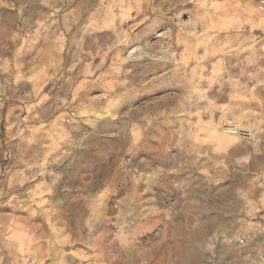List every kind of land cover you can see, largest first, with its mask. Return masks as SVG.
<instances>
[{"label": "rangeland", "instance_id": "rangeland-1", "mask_svg": "<svg viewBox=\"0 0 264 264\" xmlns=\"http://www.w3.org/2000/svg\"><path fill=\"white\" fill-rule=\"evenodd\" d=\"M152 1L135 0L134 8L126 7L118 16V25L113 21L109 27L107 20H101L102 45L108 47L114 38L123 64L149 63L157 58L162 63L158 68L121 67L119 77L110 78L122 85L120 94L113 97L117 109L127 98L125 89L133 87L131 75L145 71L149 83H157L156 91L140 94L143 98L114 116L118 119L142 109V122L137 129L132 124L137 137L129 142L121 133L117 147L101 148L99 157L98 149H91L88 155L79 147L70 158L68 148L63 147L51 152L58 155L57 160L42 164L36 163L41 156L38 149L22 146L10 163L9 148L0 133V216L5 219L18 214L11 211L10 204L17 198L13 193L19 189L22 198H27L23 192L37 182L27 176L37 172L53 175L57 187L52 196L53 219H73L81 224L76 229L57 230L75 231L84 248V264H264V24L258 30L251 23L225 29L218 17L219 4L214 2L209 4L213 26L204 30L196 6L182 4L175 21L180 44L175 46L179 41L172 40L170 26H166L163 36L153 32L146 40L147 50L139 41L128 43L127 39L141 25L126 26L147 13L154 19L146 17L144 24L155 22L161 10ZM89 9L87 5L85 12ZM101 9L105 11L104 5ZM260 13L264 20V10ZM103 16H112L110 8ZM87 28L85 22V34ZM58 39L62 40L49 36L35 41L22 36L17 53L20 71L32 72L36 60H54L48 46L63 44ZM7 41L13 43L12 37H1V42ZM43 48L47 50L38 52ZM133 48L137 50L134 57L128 52ZM110 53L105 51L102 56ZM12 54L0 52V61L12 59ZM8 75L9 67H0V92L11 86L4 83ZM191 76L194 80L188 85L185 80ZM24 86L29 87L22 84V92L27 90ZM109 97L101 93L97 100ZM13 102L28 103L6 101ZM57 104L61 109L66 101H54L59 109ZM229 130L232 132L227 133ZM125 131L127 135L128 129ZM108 139L104 131L100 140ZM99 169L101 190L94 195L97 187L92 185L96 186ZM237 175L243 178L238 185ZM230 187H235L234 195L227 196ZM232 199L237 200L236 218L232 226L221 227V222L232 218L228 211ZM67 205L68 213L58 209L66 210Z\"/></svg>", "mask_w": 264, "mask_h": 264}, {"label": "crops", "instance_id": "crops-1", "mask_svg": "<svg viewBox=\"0 0 264 264\" xmlns=\"http://www.w3.org/2000/svg\"><path fill=\"white\" fill-rule=\"evenodd\" d=\"M258 1L155 0L156 3L152 2L157 5L158 10H161L156 14L155 22L144 24V18L154 19V15L148 13L145 17L138 16L132 23L130 21L126 27L131 29L134 23L140 24L141 27L127 38L128 43L137 40L141 43V47L148 50L149 46L144 43L153 36V32L163 36L165 27L170 26L172 40H175V43L178 40L179 43L175 46L179 45L181 34L175 33V21L178 19L177 12L182 4L196 6L198 13L201 14L198 16L200 20L202 19L200 26L203 21L204 26L201 28L204 30H210L213 26L215 18L209 15L211 13L209 4L214 2L219 4L218 17L221 26L226 27L225 29L230 25L235 29L238 25L248 26L251 23L254 29L258 30L264 24L260 11L256 9ZM168 2L172 4L171 7ZM134 3L135 0H0V52L8 50L13 53L12 59L0 61V67H9V75L4 83L11 85L4 86L0 92V133L3 136V143L9 148L10 163L14 162L20 146L31 151L39 150L41 156L36 163L51 164L58 157L51 152L63 147L68 148L67 154L70 158L79 147L85 148L88 155L91 149H98L96 156L99 157L101 148L117 147V136L121 133L129 142L130 138L137 137L138 130H132V124L136 129L138 128L137 126L142 122L139 115L142 109H133L124 117L119 116L118 119L114 116L120 113L121 108H126L137 99L143 98L141 96L150 89L156 91L157 83L150 84L145 71L140 75L138 73L131 75L129 82L133 87L128 86L125 89L127 98L117 109L114 103L116 99L113 97L120 94L122 85L118 84L119 81L111 82L110 78H118V69L121 67L158 68L162 63L160 58H157L154 62L139 61L131 66L128 61L125 65L120 61L119 54H116L120 46L116 44V40L114 43V38L113 43L108 47L101 42L102 18L109 22V27L113 21L118 25V16L126 7L134 8ZM159 4L163 5L162 9L158 8ZM87 5L90 9L85 12ZM101 5H104L105 11L110 8L112 16L104 17L105 11H102ZM120 5L122 6L119 8ZM133 17L135 18L134 15ZM170 19L172 23L169 22ZM85 22L88 26L86 34ZM153 25L156 27L152 28ZM22 36L34 37L35 41L38 37H60L62 40L58 39V41H63V44L48 46L49 51L55 54L54 60H36L32 72L22 73L21 61L17 59V53L22 48L20 45ZM1 37H6V40L12 37L13 43L11 41L3 43ZM15 39L18 41H14ZM46 50V48L38 49V52ZM105 51L111 53L102 56ZM66 52H69L68 55ZM111 54L114 60L111 59ZM193 80L194 77L191 76L185 81L186 84L191 85ZM22 84L29 85V87L24 86L27 90L23 92ZM136 92L139 96L135 94ZM101 93L111 95V99L109 97L108 100L98 101L97 97ZM61 99H65L66 105L60 109V104H57L59 109H56L54 101ZM7 100H24L28 103L24 105L17 102L6 103ZM45 101L49 102L45 103ZM107 115L109 118L103 120ZM104 127L109 130L102 131ZM125 129H128L129 137L128 134L123 133L126 132ZM104 131L108 133L109 139L102 142L100 136L104 135ZM195 147L197 148L196 145ZM35 155L31 158H35ZM112 161L114 163V159ZM95 172H92L93 175ZM97 175L96 186L92 185L97 187L94 195L99 194L101 190L100 169ZM52 177L53 175H39L37 172L29 174L27 180L37 179V182L23 192L25 196H29L22 198L19 189L15 191L16 194L13 193L17 198L10 204L11 211L18 214L7 215L5 219L0 216V264H84V248L80 246L82 244L78 236H75V231L72 230L70 233L57 230L65 227L68 230L76 229L81 224L73 219L66 222L53 219L52 196L56 193L57 187ZM238 177L239 181L236 179V185L240 184L242 178L241 175H237ZM234 188H228L226 195H234ZM27 199L29 200L26 202ZM32 199L33 202L30 201ZM236 202L237 200H231L232 208L228 211H232V218L227 222L223 220L224 222H221L223 224L220 223L221 227L232 226L236 218L233 212L236 210L238 212ZM58 209L67 213L71 210L69 205L66 206V210L62 206H58ZM93 209L95 210L94 207Z\"/></svg>", "mask_w": 264, "mask_h": 264}, {"label": "built area", "instance_id": "built-area-1", "mask_svg": "<svg viewBox=\"0 0 264 264\" xmlns=\"http://www.w3.org/2000/svg\"><path fill=\"white\" fill-rule=\"evenodd\" d=\"M256 9L258 11H263L264 10V0H259L257 3H256Z\"/></svg>", "mask_w": 264, "mask_h": 264}, {"label": "bare ground", "instance_id": "bare-ground-1", "mask_svg": "<svg viewBox=\"0 0 264 264\" xmlns=\"http://www.w3.org/2000/svg\"><path fill=\"white\" fill-rule=\"evenodd\" d=\"M136 49H130L128 52H129V55H132V54H135L136 53ZM136 55V54H135ZM135 55H132L133 57L135 56ZM232 131L231 130H229L227 133H231Z\"/></svg>", "mask_w": 264, "mask_h": 264}]
</instances>
